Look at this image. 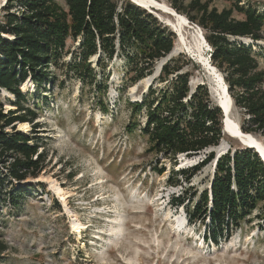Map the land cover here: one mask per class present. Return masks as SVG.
I'll use <instances>...</instances> for the list:
<instances>
[{
	"label": "rangeland",
	"instance_id": "1",
	"mask_svg": "<svg viewBox=\"0 0 264 264\" xmlns=\"http://www.w3.org/2000/svg\"><path fill=\"white\" fill-rule=\"evenodd\" d=\"M5 1L0 0V21ZM157 1L170 7L173 3L191 15H198L193 6L221 11L238 2ZM239 4H251L258 11L264 8V0H241ZM142 8L173 33V49L168 55L138 75L141 60L127 63L117 53L108 59L99 49L95 53L88 49L84 52L85 63L71 69L67 64L82 52L83 37L71 29L66 0H54L53 13L61 16L68 28L63 57L49 66V82L38 87L28 77L19 87L37 113L24 133L30 142L38 144L43 169L37 176L27 172L22 181L0 184V239L8 247L1 254L0 264H264V215L260 204L216 243L199 220H187L185 207L171 204L186 191L197 195L209 192L216 160L251 147L223 132L216 146L197 154L164 158L150 137L141 133L147 109L133 116L136 127L130 124L132 104L148 101L154 106L159 91L168 86L167 81H161L160 70L169 60L182 66L179 72H189L191 90L205 85L215 105L219 94L216 79L201 64L200 55L209 58L212 52L204 30L189 20L191 26H180L168 13ZM232 15L242 18L235 9ZM252 51L258 68L264 69V30ZM13 100L10 93L0 90L5 113L16 111L9 105ZM230 118L240 127L247 115L232 105ZM15 127L23 132L18 123ZM250 134L264 146V133ZM210 153L214 157L206 162ZM15 158L10 153L0 155L2 173H7L6 167ZM181 169H188L186 177L180 175ZM18 187L27 188L22 196L14 190ZM74 226H79L81 232Z\"/></svg>",
	"mask_w": 264,
	"mask_h": 264
},
{
	"label": "trees",
	"instance_id": "2",
	"mask_svg": "<svg viewBox=\"0 0 264 264\" xmlns=\"http://www.w3.org/2000/svg\"><path fill=\"white\" fill-rule=\"evenodd\" d=\"M236 1L233 8L221 11L209 10L205 5L193 6L198 15H191L173 3L171 7L204 30V37L212 49V64L222 73L233 105L247 115L240 125L241 130L264 133V69L258 68L252 51L262 39L264 8L258 11L251 4ZM53 2L6 0L1 7L0 90L14 97L9 105L16 111L5 113L0 105V155L10 153L16 158L6 167L7 173L0 170V184L13 179L22 181L27 172L37 176L43 169V158L39 159L37 155L38 144L30 142L28 134L16 130L15 124L33 123L37 118L36 111L27 103L19 87L28 77L38 87L49 82V66L63 57L68 28L63 18L53 13ZM66 5L70 23H73L71 29L75 35L83 37L82 52L77 57L72 56L67 64L71 69L85 63L86 50L95 53L99 49L108 59L117 53L127 63L141 60V67L136 70V74L141 75L155 60L173 49V33L130 0H66ZM233 9L242 15L241 19L233 17ZM181 69L182 66L173 59L166 62L160 74L161 81H167L168 86L159 91L156 104L152 106L148 101L132 104V128L137 125L133 116L146 108L141 133L150 137L153 147L164 158L174 159L179 153L197 154L218 145L224 136L221 110L211 101L206 86L198 85L191 90L190 74L179 72ZM172 74L174 76L167 80ZM7 127L9 131L5 130ZM207 157L206 162L214 154ZM192 168L196 172L197 167ZM162 171L159 169L160 173ZM186 173L188 169L180 170V175L186 177ZM14 190L22 196L27 188ZM194 198L197 199L194 201ZM173 200L172 205L185 207L189 222L199 220L204 224L210 240L216 243L225 231L240 226L258 204L264 215V162L251 148L226 153L216 160L209 192L204 190L197 195L186 191ZM7 248L0 239V258Z\"/></svg>",
	"mask_w": 264,
	"mask_h": 264
},
{
	"label": "bare ground",
	"instance_id": "3",
	"mask_svg": "<svg viewBox=\"0 0 264 264\" xmlns=\"http://www.w3.org/2000/svg\"><path fill=\"white\" fill-rule=\"evenodd\" d=\"M133 3L138 4L144 8L148 7L151 9H155L158 11L168 13L177 19L180 26H191L190 22L185 16H183L182 14H179L173 8H171L165 3H161L157 0H133ZM200 59H201V64L206 66L209 69L210 73L214 76V78L216 79L217 85L219 87V94H218L217 99L215 100H216V103L218 101L219 104L222 105L226 113V119H225L226 132L225 133L231 136L233 139L238 140L241 145L246 146V147H251L254 150L257 149L258 152L261 154V157L264 161L263 144L260 141H258L252 134L243 132L238 125L234 124L231 121L230 113H231L233 101L228 93L227 85L224 79L222 78L223 75L210 62H208V57L205 58L200 55ZM19 127L23 132L27 131L29 128L28 123L26 122L19 123ZM73 228L74 230H77L78 233L81 232L79 229V226H74Z\"/></svg>",
	"mask_w": 264,
	"mask_h": 264
},
{
	"label": "water",
	"instance_id": "4",
	"mask_svg": "<svg viewBox=\"0 0 264 264\" xmlns=\"http://www.w3.org/2000/svg\"><path fill=\"white\" fill-rule=\"evenodd\" d=\"M130 1H132L133 2V0H130ZM222 78H223V76H222ZM224 79V78H223ZM217 106L220 108V110H221V113H222V131L223 132H226V128H225V119H226V113H225V111H224V109H223V107H222V105L221 104H219V102L217 101Z\"/></svg>",
	"mask_w": 264,
	"mask_h": 264
}]
</instances>
